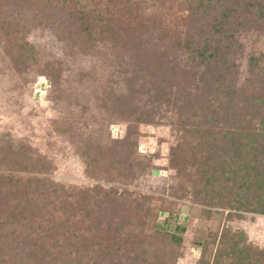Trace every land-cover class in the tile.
<instances>
[{"label":"rangeland","instance_id":"374dc122","mask_svg":"<svg viewBox=\"0 0 264 264\" xmlns=\"http://www.w3.org/2000/svg\"><path fill=\"white\" fill-rule=\"evenodd\" d=\"M71 1L0 0V20L16 29L7 34L0 25V149L9 153L0 155V181H35L44 215L60 214L73 189L112 191L95 204L102 235L86 237L122 250L135 243L139 259L126 264H213L232 240L239 248L222 264L245 257V264H263L264 214L209 198L210 188L189 166L173 167L171 154L183 142L187 113L219 138L264 122V0H221L228 18L202 13L190 22L182 20L187 5L180 0H112L128 6L109 16L95 12L89 23ZM197 33L219 49L208 63L192 59ZM21 43L34 47V59L20 58ZM245 142L253 153L254 138ZM187 151L189 160L216 162ZM220 172L216 178L232 192L225 199L248 204L257 197ZM53 184L63 191L53 194ZM178 227L185 232L175 244L170 234Z\"/></svg>","mask_w":264,"mask_h":264},{"label":"trees","instance_id":"16d2710c","mask_svg":"<svg viewBox=\"0 0 264 264\" xmlns=\"http://www.w3.org/2000/svg\"><path fill=\"white\" fill-rule=\"evenodd\" d=\"M40 1L52 3L56 0ZM125 1L131 3L132 0ZM71 2L73 5H81L82 17L79 18L82 23H89L91 14L95 12L100 17L109 16L116 13L119 8L123 7L122 9H124L128 6V3H115L112 0H99L98 2L95 0H72ZM66 3L68 4V2ZM180 3L187 5V12L182 16V20L193 21L195 15L202 13H209L214 17V20L229 17V12L225 8H221V0H180ZM259 10L263 14L264 5L260 4ZM0 25L7 27V34L16 31L13 22L0 20ZM191 27L196 29L195 24H192ZM158 31L163 32L161 42L168 41L167 38L169 37L165 34L166 31L162 29ZM88 35L94 37L91 33ZM211 41L212 38H203L201 33L195 34L193 53L195 57L192 59L204 64L216 58L215 53L219 49L212 48ZM12 50L10 47L7 53L11 54ZM15 50L21 56L20 58L34 59L35 57V49L28 43H21ZM190 113H187L188 118L182 121L183 142L172 149L173 167L189 166L192 168L196 177L195 180L199 184L203 183L204 189L210 188L211 191H207L209 198L211 194V199L220 195V200L225 201L226 206L232 207L235 203L248 206L249 210L255 213L264 214V200L261 196V194L264 196V144H262L264 142V122L260 123L258 129L248 133L236 131L223 134L219 138L206 128L196 124L192 118L194 113ZM187 137L190 140H187ZM249 138H254L257 143L255 147L251 146L253 153L247 151L250 146L245 140ZM191 139L195 140L196 143L191 142ZM219 139H225L230 144L228 146L219 145ZM187 148L196 156L202 155L203 152L212 155L216 158V162L212 165L209 161L197 159L195 156L189 160L185 156L188 154ZM0 151H2L0 152L1 157L8 158V151L3 152L2 148ZM251 155L253 156L251 159L253 166L249 162ZM211 158L213 159V157ZM37 163L42 164L40 160ZM36 165H32L33 170L41 171L40 168L37 169ZM226 166H229L228 170L227 168L225 170ZM231 166H237V170L230 169ZM219 172L224 175L225 173L231 174V178L228 180L233 182V186L236 184L240 191L244 188H247V191L254 190V193L258 194L257 197L248 204H241L243 203L241 200H233L232 195L225 199L223 194H232V192L216 178L220 175ZM40 182H44V180ZM58 188L63 191L59 185H52L53 194L58 192ZM40 192L37 183L32 179H16L10 176L8 180L0 181V264H126L124 258L133 259V261L139 259L135 245H133L135 243H131V248L122 250L119 248L120 243L110 246V244H105V238H97V243L92 245L89 244L90 241L86 237L95 236V234L102 235L103 232L98 229L101 220L96 213L95 204L100 197L103 199L114 197L112 191H104L100 187L83 190L73 189L62 202L60 214L53 208L56 213L50 214L52 211L47 210L46 215H44L40 203L41 197L36 196V193L39 194ZM195 194L199 196L201 191ZM94 225L97 226L94 227ZM122 227L123 225H120L116 232ZM184 232L185 228L183 227H178L174 233L171 232L172 241L175 244H180ZM129 234L130 238L133 239L134 231L131 230ZM232 241L224 246V250H220L218 254L220 259L217 258L213 264H222V257L225 253L233 255L237 252L239 242ZM139 249L137 248V251ZM239 254L243 255V250ZM257 258V261L260 262L264 258V251ZM242 259V264L249 260L248 257Z\"/></svg>","mask_w":264,"mask_h":264}]
</instances>
